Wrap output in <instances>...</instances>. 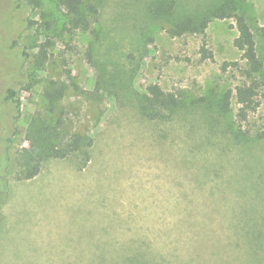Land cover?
I'll return each mask as SVG.
<instances>
[{
    "label": "rangeland",
    "instance_id": "obj_1",
    "mask_svg": "<svg viewBox=\"0 0 264 264\" xmlns=\"http://www.w3.org/2000/svg\"><path fill=\"white\" fill-rule=\"evenodd\" d=\"M36 1L0 0V121L8 125L4 132L0 123V264H264L246 234L264 215V141L233 143L237 106L232 98L228 113L218 107L242 81L233 66L222 68L243 63L232 19L209 24L212 59L201 60L203 39L170 37L150 16L154 0H92L89 32L69 29L57 0ZM176 1L186 14L220 0ZM240 9L264 63V0H240ZM59 80L68 89L54 119L93 138L90 160L77 170L74 158L50 159L17 181V165L3 167L2 137L15 123L10 154L28 149L43 89ZM155 86L180 101L168 120L143 119L135 96L123 93ZM9 88L20 98L16 121L14 104H3ZM257 101L244 129L264 127V90Z\"/></svg>",
    "mask_w": 264,
    "mask_h": 264
},
{
    "label": "trees",
    "instance_id": "obj_2",
    "mask_svg": "<svg viewBox=\"0 0 264 264\" xmlns=\"http://www.w3.org/2000/svg\"><path fill=\"white\" fill-rule=\"evenodd\" d=\"M56 3L66 11L71 30L89 32L97 22L98 9L92 0H57ZM31 4L37 6V1L31 0ZM149 13L152 18L167 23L166 33L170 37L200 36L203 39L199 47L201 60L212 59V53L204 41L209 24L214 20L232 19L236 31L232 45L239 53V60L243 63H239V61L224 62L222 68L233 66V69L239 71L242 81L233 89L229 88L225 91L218 102V107L222 113H228L231 109L232 98L237 106L233 113V143L241 145L242 149H248L253 144L264 141V127L255 130L243 128V122L259 106L258 95L260 91L264 90V63L258 54L251 27L240 9V0H220L198 13L186 14L179 13V5L176 0H154ZM261 30L264 32V29ZM23 54L30 56L27 53ZM32 56L34 60L32 62H35L33 64L41 66L42 63L36 59L35 55ZM124 75L127 76L128 73ZM67 89V84L60 80L44 87L42 92L44 112L32 116L25 133V138L30 144L28 149L10 154L9 147L12 137L17 134L15 123L12 125L11 135L7 139L3 135L2 164L3 167L7 164L12 166L13 163L17 165L18 171L15 175L17 181H28L35 178L40 174L43 165L50 159L69 160L74 158L77 170L84 169L88 164L93 138L85 131H70L67 121L62 122L61 117L54 119L57 107ZM75 90L77 93L80 92L79 87ZM123 93L126 97L134 95L139 115L152 122L168 120L181 106L176 94L164 91L159 86L153 87L150 94H134L133 90L128 87L123 88ZM8 103L14 104L17 113L14 118L15 121L18 120L20 98L18 92L12 88L6 90L3 99V104ZM61 115L63 116V112ZM50 116L52 117L50 118ZM0 123L6 132L7 122L0 121ZM260 188L256 183L257 193L260 192ZM262 201L264 203V199ZM257 220L253 219L254 226H248L246 234L251 237L252 241L258 243V250L264 251V215L260 216V224H256Z\"/></svg>",
    "mask_w": 264,
    "mask_h": 264
}]
</instances>
